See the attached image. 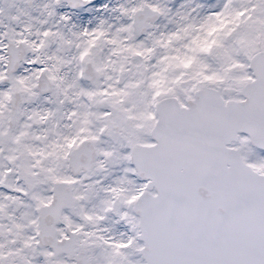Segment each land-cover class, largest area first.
Wrapping results in <instances>:
<instances>
[{"label": "snow or ice", "instance_id": "snow-or-ice-1", "mask_svg": "<svg viewBox=\"0 0 264 264\" xmlns=\"http://www.w3.org/2000/svg\"><path fill=\"white\" fill-rule=\"evenodd\" d=\"M0 264H264V0H0Z\"/></svg>", "mask_w": 264, "mask_h": 264}]
</instances>
